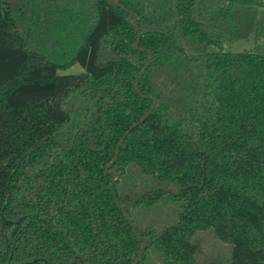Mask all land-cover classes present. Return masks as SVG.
Segmentation results:
<instances>
[{"label": "trees", "instance_id": "trees-1", "mask_svg": "<svg viewBox=\"0 0 264 264\" xmlns=\"http://www.w3.org/2000/svg\"><path fill=\"white\" fill-rule=\"evenodd\" d=\"M116 1L0 0V264H264V0Z\"/></svg>", "mask_w": 264, "mask_h": 264}, {"label": "water", "instance_id": "water-1", "mask_svg": "<svg viewBox=\"0 0 264 264\" xmlns=\"http://www.w3.org/2000/svg\"><path fill=\"white\" fill-rule=\"evenodd\" d=\"M4 1H11L13 4H14V7H16V5L18 4V0H4ZM113 2H117L116 0H111ZM119 6H121L123 9H125L129 14H131L134 18V21H135V27H136V30L138 32V38L134 44V47L138 50H147L148 53H149V58L143 68V70L141 71L139 77L137 78L136 80V90L137 92H140V88H139V81H140V78L145 74L146 70L148 69V67L150 66L151 62H152V59L154 57V51L150 50V49H146V48H143V47H140V39H141V32L139 30V21H138V17L136 15V13H134L133 11H131L129 8L117 3ZM153 100H154V103L153 105L151 106V109L140 119L138 120L137 122H135L131 128L124 134V136L120 139V142L118 144V147L116 149V152H115V157H114V160L108 165V171L111 172V173H114L116 175V178L112 181V186L114 185L115 181L119 180L120 177H121V174L118 172V171H113V170H110L109 168L111 167V165L117 160L118 158V155H119V151H120V147L121 145L123 144L125 138L127 137V135L130 133V131L135 128L136 126L140 125L142 122H144L147 117L151 114V112L153 111V109L155 108L156 104H157V98L156 97H152ZM62 132V131H61ZM205 166H206V161H205V157H204V160H203V167H204V170H205ZM122 209L124 210L125 212V215H126V218L129 219V215H128V210L125 206H122ZM130 224L131 226L133 227L137 237L139 240H141V236H140V233L138 231V228L137 226L135 225V223L133 221L130 220ZM146 247V243L143 242L142 243V249L140 250L139 252V257L136 261V264L137 262L140 260L141 258V254L143 253L144 249Z\"/></svg>", "mask_w": 264, "mask_h": 264}, {"label": "rangeland", "instance_id": "rangeland-1", "mask_svg": "<svg viewBox=\"0 0 264 264\" xmlns=\"http://www.w3.org/2000/svg\"><path fill=\"white\" fill-rule=\"evenodd\" d=\"M263 41V40H261ZM256 40L253 36H250L247 39L237 40L232 43H229L225 46L226 50L230 51H242L244 49L252 48L255 45ZM81 68L78 65H75L69 69V71L78 72ZM199 236L202 237L203 250L206 254H211L214 252L220 258L221 264H226L229 257L231 256V244L224 243L220 241L212 232H199Z\"/></svg>", "mask_w": 264, "mask_h": 264}, {"label": "flooded vegetation", "instance_id": "flooded-vegetation-1", "mask_svg": "<svg viewBox=\"0 0 264 264\" xmlns=\"http://www.w3.org/2000/svg\"><path fill=\"white\" fill-rule=\"evenodd\" d=\"M141 47V46H140ZM147 51V50H146ZM147 71V70H146ZM142 240V239H141ZM144 242V241H143ZM142 242V243H143ZM146 248V247H145ZM77 259H78V257L76 256L75 258H74V260L72 261V262H68L67 264H73V263H75L76 261H77ZM80 262H81V264H83V261L80 259ZM138 263V262H137ZM135 264H136V262H135Z\"/></svg>", "mask_w": 264, "mask_h": 264}]
</instances>
